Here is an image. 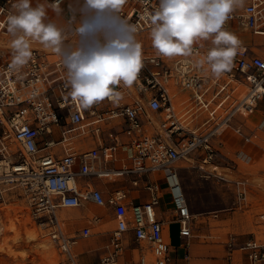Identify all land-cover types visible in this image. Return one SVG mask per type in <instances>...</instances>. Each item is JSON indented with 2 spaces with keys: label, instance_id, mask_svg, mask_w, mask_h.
I'll list each match as a JSON object with an SVG mask.
<instances>
[{
  "label": "built area",
  "instance_id": "2783aa9c",
  "mask_svg": "<svg viewBox=\"0 0 264 264\" xmlns=\"http://www.w3.org/2000/svg\"><path fill=\"white\" fill-rule=\"evenodd\" d=\"M43 1L48 6L56 2ZM65 2L59 0L60 8ZM14 3L16 0H0V220L4 207L19 192L34 220L45 219L41 225L52 229L51 241L69 263L78 264L70 253L74 241L64 233L57 212L85 205L111 208L116 225L108 253L99 264H118L128 233H132L139 247L147 246L148 254H142L138 264H174L164 238L163 221L157 215L162 192L151 175L160 174L165 180L173 218L187 247L193 236V216L178 163L193 155L200 157L198 170L203 178L230 185L236 209H249L248 179H231L221 171L215 142L223 133L231 132L248 145H264V126L257 125L249 133L243 129V120L252 116L264 99V57L253 55L249 46L240 45L231 70L218 78L206 64L196 65L213 47L210 40L194 44L190 57H162L143 38L151 32L150 19L146 17L155 11L159 0H127L116 15L135 26L144 67L131 88L116 86L122 99L118 103L106 99L112 108L105 110L97 103L83 109L69 95L62 55L32 41L28 63L19 69L11 67L13 51L9 44L13 37L7 32L5 21L15 12ZM112 15L99 14L106 30L113 28ZM75 27V23L62 27L64 46L85 50L94 47V38H79L73 31ZM224 29L262 37L264 0H244L243 7L229 15ZM179 92L187 96L178 100ZM116 119L123 120L122 130L105 132V123ZM86 137L97 139L98 146L80 154H57L56 149L63 143ZM118 151L125 152L127 160L119 168H110L107 164L118 160ZM126 178L132 188L148 194L147 202L132 204L128 190L105 195L94 183ZM81 233L87 238L90 229ZM239 249L247 264H264L261 241H247Z\"/></svg>",
  "mask_w": 264,
  "mask_h": 264
},
{
  "label": "clouds",
  "instance_id": "9594fccd",
  "mask_svg": "<svg viewBox=\"0 0 264 264\" xmlns=\"http://www.w3.org/2000/svg\"><path fill=\"white\" fill-rule=\"evenodd\" d=\"M127 0H84V7L97 15L112 13L113 28L95 27L88 20L73 30L79 37L92 36L95 46L65 51L64 30L47 21L44 4L32 6L31 0H16L13 14L6 17L7 32L13 37L11 67L19 69L32 57L31 42L63 56L67 69L70 97L83 109L105 99L118 103L122 94L118 85L131 88L144 67L142 44L135 39L136 28L118 15ZM244 0H159L150 19L153 48L166 58L190 57L194 44L211 41L206 55L196 62L205 64L215 77L231 70L241 44L238 37L225 30L224 24ZM60 14L59 0L49 5ZM155 106V105H154Z\"/></svg>",
  "mask_w": 264,
  "mask_h": 264
},
{
  "label": "rangeland",
  "instance_id": "374dc122",
  "mask_svg": "<svg viewBox=\"0 0 264 264\" xmlns=\"http://www.w3.org/2000/svg\"><path fill=\"white\" fill-rule=\"evenodd\" d=\"M62 13H66L67 17H71V13L66 8L62 10ZM88 14L97 15L89 10ZM233 34L238 38L243 35L241 31ZM143 38L147 45L152 44L150 33L145 34ZM258 39L260 41L264 40L256 37L252 38L251 43L256 42ZM9 45L11 46V44ZM261 109L264 110V106ZM254 119L255 115H252L247 120H243L245 133H249L254 125H261V120L255 122ZM70 147L71 149H78L77 142L72 143ZM215 147L217 164L226 168L227 174L230 175L231 179L246 178L249 180L251 205L246 211L237 210L231 186L202 179L195 164L186 160L179 161L181 184L188 204H192L191 210L195 223L194 227H192L193 237L190 242L198 241L201 244L211 243L217 245L222 248V251H225V264H243V254L239 251V247L250 240L264 242L262 240L264 238L262 234L264 220L261 219L264 216V145L261 147L246 145L240 136L224 133L221 138L216 139ZM62 148L66 151L69 150L67 147ZM82 150L85 152L89 151L90 147ZM163 190L165 192V189ZM18 193L16 192L10 201L11 203L4 208L12 213L11 219L14 220L11 221L17 224L15 226L18 229L22 227L21 231L18 230L20 243L17 241L15 232H9L0 237V264H25V262L26 264H70L67 256L51 241L50 232L52 229L49 226L41 225L45 219L34 220L25 200ZM87 208L95 213L100 212V208L93 205H88ZM83 210L62 209L57 214L61 213L68 220L65 222L61 221L64 233L69 238H72L73 241L78 242L75 248L76 253H74L78 264H81V262L83 264H91V261L94 260H97L98 263L101 247L98 248L99 245L90 244L85 247V251H81L83 248L82 243L91 242L92 239L100 237V234L103 235L105 232L110 233L112 224L107 229L100 228L93 218L79 217ZM201 214L204 217L208 216V218L204 219L205 226L197 225L198 227L196 228L197 217H199L197 215ZM102 215L106 216V213H102ZM2 221L8 225L7 218L3 217L0 222ZM107 221V217L102 220L103 223ZM82 228H90L91 235L89 238L82 239L80 237ZM34 231H36L35 236L37 237H33L34 239L30 240V235ZM178 233V225L170 226L171 242L174 246L180 243ZM48 241H50L52 246H48ZM9 249L11 251L8 252ZM173 257L175 256L173 255ZM211 258L218 260L220 255H212Z\"/></svg>",
  "mask_w": 264,
  "mask_h": 264
},
{
  "label": "crops",
  "instance_id": "0c3cea01",
  "mask_svg": "<svg viewBox=\"0 0 264 264\" xmlns=\"http://www.w3.org/2000/svg\"><path fill=\"white\" fill-rule=\"evenodd\" d=\"M31 3H32L33 7H35L37 4H40V3L44 4L46 7V11H47V21H51V22L55 23L57 25V27H59L61 29L67 23H75L78 26V24H80L81 22H83L85 20H88L95 27H102V21L99 19V15L93 16V15L88 14V10L84 7V0H66L65 4L61 7V9L63 10L66 8L71 13V17H67L66 13H62V10H61L60 14L57 15V13H55L53 10H51L49 8V6L43 0H31ZM241 33L243 35H241L238 38L241 41L240 45L249 46L251 54L257 55L260 57H264V40L260 41L258 39L256 42L251 43L252 38H256L258 36H253L252 34L245 33V32H241ZM263 36L260 38L264 39ZM135 39L137 41H139L138 38H135ZM64 47H65V51L76 49V47L72 46V45H66ZM179 93H178L179 94L178 100H181L180 98L187 96V93H185V92H179ZM125 102H129V101H125ZM99 104L105 110L112 108V104L108 103L106 99L104 101L99 102ZM258 106H259V111L257 112V110H258V107H257V110L253 114V115H255L254 120H255V122H258L259 120H261L262 121L261 125H263L264 124V110H262L261 108H262V106H264V99L258 104ZM257 125H260V124L254 125L253 128H255ZM123 126H124L123 120L122 119H116V120H112L110 122H106L104 125V129H105V132L108 130H112L114 132H120L122 130ZM225 133H231V132H225ZM56 137H57V135H56ZM102 141L104 143L106 142L105 133L102 135ZM74 142H77L78 149H71L70 146ZM244 143H245V141H244ZM66 144H68V145H66ZM64 145H66V146H64ZM246 145H248V144H246ZM96 146H98V140L95 138H94V140L92 138H89V137L76 138V139L69 140V141L63 143L60 147H58L56 149V152L60 156L67 155V154H80V153L85 152L82 149H85L86 147H90V149H92ZM62 147H67L69 150L66 151ZM77 151H78V153H77ZM116 155H117L118 160L115 163L109 162L107 164V166H109L110 168H114L115 166L119 168L121 166V164L127 160L125 152L118 151V153ZM186 161L195 164V167H196L197 171L199 172L198 166L201 163L199 156L193 155L190 158H187ZM219 168L221 169V171L225 175H227L230 178V175L227 174L226 168H223L220 166H219ZM199 174H200L202 179H205L202 177V174L200 172H199ZM151 178L158 183V185L161 189V192H162L161 200H160V206L157 209V215H158V218L163 221L164 238L170 246L171 258H172L173 263L174 264H225L224 263L225 262L224 257L226 255L225 251L224 250L222 251L221 250L222 248L218 247L217 245H213L211 243L201 244L198 241H193V242L189 241V245L186 247V240L184 238H181L179 233H178V236L180 239V243L176 246L172 245L171 236H170V226L178 225V224L175 223V220L173 218V210H172L171 200H170V197L168 194L167 185H166L165 180L163 179V177L160 174H153V175H151ZM205 180H211V181H214V182H217L220 184H224L220 181H217L216 179H205ZM248 182H249V180H248ZM94 183L104 192L105 195H108V193H113V192L118 191V190H126V191L128 190L130 192V200H131L132 204L145 203L149 199V196L146 192H144L142 190L138 192L136 189L132 188L130 186L128 178L123 179V180H116V181L97 180ZM227 186H230V185H227ZM250 188H251V186H250ZM163 189H165V192ZM87 206L88 205H85L83 208H81L84 210H83V213L80 214V216H79L80 218H89V219L93 218V220L97 223V226H99L100 228H103V229L109 228L112 224V230L110 231V233L105 232V233H103V235L100 234V237L92 239L91 242H84V243L81 242L83 244V246H82L83 248L81 251H85V249H86L85 247H87L90 244L91 245H93V244L99 245L98 248L101 247L99 250V251H101V253L98 251L100 253L99 254L100 255L99 261H100L102 256H104L106 253H108V249H109V246L111 243L112 232H113L115 225H116L115 224V218H114V212L111 208H100L103 210H100V212H98V213H95V212L88 213L85 211V208H87ZM188 206H189L190 212L193 216V213L191 210L192 204L190 203V204H188ZM102 213H106V216H103ZM197 216H199V217H197L196 228L198 227L197 225H200L202 227H203V225L205 226V224H204L205 220L204 219L208 218V216L204 217V215H202V214L197 215ZM106 217L108 218V221L106 223H103L102 220ZM57 218H58L59 222L68 221L65 219L64 215H62L61 213L57 214ZM194 225H195V223H194V217H193L192 227H194ZM84 229H86V228H82L80 230V237L82 239H87L90 236L87 238H84L81 236V234H82L81 232ZM88 229H90V228H88ZM262 234L264 236V230H263ZM192 235H193V228H192ZM262 240H264V238ZM261 242L264 243L263 241H261ZM123 243H124L125 249H124L123 254L120 256V258L118 260V264H138L140 256L142 254H144V255L148 254L147 246H142V247L140 246L139 247L137 244L134 243L132 233H128L124 236ZM77 245H78V242L74 241V244H72V246L70 247V253H71L72 257H74V253H76L75 248L77 247ZM239 251H240V249H239ZM242 254H243V252H242ZM173 255L175 257H173ZM212 255H220V258L218 260H214L211 258ZM185 256H188L187 261L185 260ZM99 261H98V263H97V260L91 261V264H99ZM243 262H244L243 264H247L246 256L244 254H243ZM81 264H83V263L81 262Z\"/></svg>",
  "mask_w": 264,
  "mask_h": 264
},
{
  "label": "bare ground",
  "instance_id": "6f19581e",
  "mask_svg": "<svg viewBox=\"0 0 264 264\" xmlns=\"http://www.w3.org/2000/svg\"><path fill=\"white\" fill-rule=\"evenodd\" d=\"M11 143V142H10ZM66 145H68V144H66ZM66 145H64V146H66ZM11 149L12 150H15V148H14V146H12L11 147ZM100 210H103V209H100ZM85 211L86 212H88V213H93L94 211H92L91 209H89V208H85ZM60 214V213H59ZM3 215H4V218H7L8 219V225L7 224H5V223H3V221L2 222H0V237H2L3 235H6L7 233H9V232H15V234L17 235V241L20 243V233H19V231L18 230H20L21 228H17V226H15V224L16 223H14V222H12L11 220H14V219H11L12 218V213L11 212H9L7 209H5L4 208V213H3ZM14 217V216H13ZM15 218V217H14ZM25 222V221H24ZM20 223V222H19ZM34 224V223H33ZM7 225V226H6ZM17 225V224H16ZM30 225V224H29ZM22 230V229H21ZM20 230V231H21ZM35 234H36V231H34V233H32L30 236H31V239L30 240H32V238L33 237H37V236H35ZM29 238V237H28ZM34 239V238H33ZM16 242V241H15ZM17 242V243H18ZM47 244H48V246H52V244L50 243V241H48L47 242ZM74 244V243H73ZM72 246V245H71ZM8 248V247H7ZM7 250V249H6ZM9 251H11L10 249L8 250V252ZM4 252V251H3ZM21 264V263H20ZM25 264H26V262H25Z\"/></svg>",
  "mask_w": 264,
  "mask_h": 264
}]
</instances>
